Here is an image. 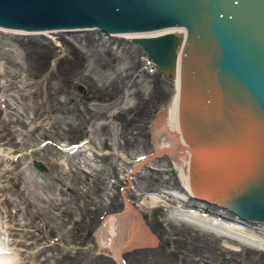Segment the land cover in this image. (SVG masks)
I'll list each match as a JSON object with an SVG mask.
<instances>
[{
  "label": "rangeland",
  "instance_id": "1",
  "mask_svg": "<svg viewBox=\"0 0 264 264\" xmlns=\"http://www.w3.org/2000/svg\"><path fill=\"white\" fill-rule=\"evenodd\" d=\"M47 32L0 28V149L17 158L0 183V229L6 233L10 220L17 230L0 255L17 264H117L99 243L100 227L123 212L127 199L157 232L155 243L189 244L192 264L220 256L264 264V250L228 248L219 236L174 220L163 205L141 203L150 189L184 191L180 176L161 168L173 167L166 153L130 175L136 157L155 150L153 124L176 92L175 74L150 68L130 33ZM74 80L84 92L74 89ZM85 139L86 149L76 147ZM35 161L46 168L38 170ZM8 198L14 204L7 207ZM18 200L28 205L16 211ZM135 214L130 208L123 216L137 223ZM1 235L8 244L7 233Z\"/></svg>",
  "mask_w": 264,
  "mask_h": 264
},
{
  "label": "water",
  "instance_id": "2",
  "mask_svg": "<svg viewBox=\"0 0 264 264\" xmlns=\"http://www.w3.org/2000/svg\"><path fill=\"white\" fill-rule=\"evenodd\" d=\"M0 26H96L107 35L185 28L182 37L165 31L131 39L165 75L179 70L191 194L264 222V0H0Z\"/></svg>",
  "mask_w": 264,
  "mask_h": 264
},
{
  "label": "bare ground",
  "instance_id": "3",
  "mask_svg": "<svg viewBox=\"0 0 264 264\" xmlns=\"http://www.w3.org/2000/svg\"><path fill=\"white\" fill-rule=\"evenodd\" d=\"M0 28L8 29V30L11 29L14 32L16 31L18 34L21 33L23 35H25V33L26 34L35 33V32L40 33V31H37V30L23 31V30L13 29L11 27L4 28L1 26ZM173 28L175 27L157 30V32L156 31H148V32L146 31L134 32L133 31V32H128V33H130L131 38H133V37H138V36L140 37L148 36V35L153 36L156 34H161L162 32H165V31L172 32V31H175V29L177 28L180 29L179 31L180 34L185 32V28L183 27H176L175 29ZM93 29H97V30L99 29V31L101 32L100 28H97L96 26H93L92 28H87L85 30L89 31ZM41 31H44V32L48 31L47 33H50V32L55 33L59 31L66 32V31L61 30L60 28L59 30L54 29V30H41ZM79 31H83V30H79ZM79 31L75 30L74 32H79ZM74 32L71 31V32H66V33L69 34V33H74ZM102 33L105 34V32H102ZM123 33L128 34L126 32H123ZM123 33L118 32V33H113L109 35L114 36V35L123 34ZM55 60L56 59H53L54 63H55ZM146 60H149V61H146L147 65L151 63V59L149 57H147ZM149 66L150 68L152 67L153 69L156 67L153 64ZM178 72L179 70L176 68V71H174L175 78H176L175 79L176 92L174 96L172 97L170 104L165 109V111H162L161 115L157 117L156 121L153 124L154 125L153 130L155 134L154 139H155V144H156L154 148L155 150L153 151V153H151V155L141 154L137 156L136 159L134 160V165H133L134 167L130 169V175H133L135 172H138L137 169H139L142 166V163L151 162L153 157L160 156V154L166 153L168 157H171L172 161L174 162L173 167L168 169L162 166L161 168L165 169L164 172L166 174L167 173H171L173 175L178 174V176H180L181 178L182 185L184 186V191L170 190V189L167 190L166 188L164 189L161 188L158 190L155 188L150 189V191L146 192V196L141 199V203L148 204L150 207L156 206V205H163L168 210L167 212L169 213V216L173 218L174 220L180 221L181 223L182 222L189 223L193 225L196 229L209 232L210 234L212 235L214 234L217 237L219 236L223 240V245H225L228 248L230 247L233 249L234 248L239 249L240 245H246V246L255 248L257 250L259 249L264 250V222L263 221L261 222L244 221L242 219H239L238 215L233 214L232 212H229L226 209L224 210L222 207L214 206L213 204L211 203L209 204L206 201L204 202L201 199L198 200L193 197V194H191L192 191L190 189V185L188 182L189 181L188 180V176H189L188 169H189V161H190L189 160V150H187L186 148H184L183 150L182 144H184L185 142L183 141L181 137V132L178 127V124H179L178 117H177L178 108H179L178 107V104H179L178 103V99H179L178 98V95H179L178 93L179 73ZM80 85H83V84H80ZM76 147H80V148L82 147L86 149V147H88L87 139L82 141L81 144L76 145ZM76 147H71L70 149L71 150L76 149ZM7 154L8 153L5 150L0 149V183H2L3 181H6L7 177H9L10 175L9 173L11 171L9 167L10 163L14 162V160L17 159L16 155L14 156V154H12V157H13V158L11 157L12 159L11 158L8 159ZM37 162L39 161H35V166ZM37 168L38 170L39 169L44 170L46 166L44 169L38 166ZM82 171L86 172L84 168L82 169ZM1 188H2V185L0 184V189ZM15 195H17V193ZM170 199H172L175 202L174 203L168 202V200ZM190 200L193 201V204L191 203ZM124 201H125V205H124L125 207L122 210L123 212L119 213L118 215L113 214V215L108 216L107 220L104 222V225L100 227L101 228L100 232H102V235H100L99 237L100 239L99 243L103 247H108L109 251L112 253V256H114L115 260L117 261V264H124V260H123L124 256L122 254H124L128 250L134 249L136 247L150 245V244L155 245V242H157L156 241L157 237L149 232L150 228L147 227L146 220L139 219L142 214H140L139 212V210L141 209L137 208L139 207L138 203L133 205L132 203L130 204V202L127 199H125ZM4 204L8 207L10 206L9 204H14V199L12 201L11 199L8 198L4 201ZM27 205H28L27 202L25 201L22 202L18 200V204L16 205V208H17L16 211H19V209L21 210V208H24ZM130 208L136 212L135 215H138L137 223L134 220L135 218H133L131 222L130 221L128 222L126 221V216H123L127 212V210ZM1 213L2 211L0 209V214ZM6 213L8 214L7 210H6ZM1 215H4V214H1ZM8 216L11 217L12 215L8 214ZM9 221L6 220L5 224L7 225L6 227L4 226L5 232L7 233V236H8L7 237L8 244L0 242V244H3V245H0V252L4 251V249H6L5 248L6 246L9 247L10 244H12L13 241H15L13 237L15 235L14 234L15 232H13L12 229L13 230H17V229H15L12 225L10 226ZM16 224H18V222ZM145 229L149 232V234H147L146 231L143 234V231ZM6 233H4L3 230L0 229V235L6 234ZM131 236H133L135 240H132ZM17 252H18V255L19 254L21 255V251H17ZM11 261H12L11 257L9 258L5 255L4 256L0 255V264L20 263V262H17L18 260L16 262L14 261L15 263H12Z\"/></svg>",
  "mask_w": 264,
  "mask_h": 264
},
{
  "label": "flooded vegetation",
  "instance_id": "4",
  "mask_svg": "<svg viewBox=\"0 0 264 264\" xmlns=\"http://www.w3.org/2000/svg\"><path fill=\"white\" fill-rule=\"evenodd\" d=\"M78 90L84 92V85L77 87ZM155 231L153 230V233ZM145 230L143 231V234ZM157 234V232H156ZM158 235V234H157ZM185 247V248H184ZM191 248L186 242L183 243V248L174 245L173 240L160 241L155 245H145L128 250L124 253V264H162V260L168 261L171 264H192L194 259L192 253H187ZM220 256L216 261L210 259H202L204 264H235L231 258Z\"/></svg>",
  "mask_w": 264,
  "mask_h": 264
},
{
  "label": "trees",
  "instance_id": "5",
  "mask_svg": "<svg viewBox=\"0 0 264 264\" xmlns=\"http://www.w3.org/2000/svg\"><path fill=\"white\" fill-rule=\"evenodd\" d=\"M50 64V62L46 63L45 66L43 67L44 69L42 70V72H44L45 70L48 69V65Z\"/></svg>",
  "mask_w": 264,
  "mask_h": 264
}]
</instances>
